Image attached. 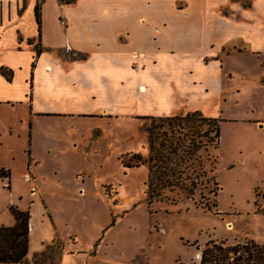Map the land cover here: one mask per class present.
<instances>
[{
    "label": "rangeland",
    "instance_id": "obj_1",
    "mask_svg": "<svg viewBox=\"0 0 264 264\" xmlns=\"http://www.w3.org/2000/svg\"><path fill=\"white\" fill-rule=\"evenodd\" d=\"M62 1L70 4L76 0ZM94 1L81 3L75 13L118 12L106 0ZM18 2L19 22L13 21L10 25L11 40H8L7 23L3 21V39L25 50L27 37L37 31L33 4L40 7L42 0L36 3L35 0H0V18L6 19L10 8L14 12ZM124 4L135 16L136 24L138 16L151 20L160 12L157 0ZM120 5L114 4L116 8ZM53 12L49 3L43 11L47 31L57 29L49 15ZM124 33L121 31L118 36L122 43L128 38ZM80 58L84 55L67 47L59 61L70 64ZM257 59L264 62V56L257 58L248 52L224 57V64L228 63L233 73V80L227 84H251L239 65ZM142 60L141 54L132 55L135 69L142 68ZM39 65L42 66V62ZM247 92H251V87ZM250 99L246 93L240 105L229 98L224 103L221 119L225 121L220 123L217 152L212 146L193 148L194 143L207 139L204 133L208 124L202 123L196 132L186 127L177 130V126L172 127L167 121L143 118L133 110L129 112L128 106L125 111L116 109L115 114L34 117L33 121L28 107L7 110L2 106V120L11 122L13 130L0 127L3 132L0 135V170L10 175V180L0 177V226L10 222L11 205L28 210L27 259L31 260L33 254L43 250L51 240L59 239L63 244L61 264H86V250L95 248L103 234L108 245L101 243L102 251L112 258L120 251L130 255L137 245H142L144 255L150 258L149 264H200L195 255L201 253L208 240L234 244L253 239L264 245V214L261 213L264 205L254 204V192L261 195V190L255 187L264 189V151L250 149L239 154L241 142L236 141L229 123L235 116L247 115ZM147 128L158 133V143L172 142L171 147L176 151L171 155L178 159L177 167L183 170L182 176L196 181L192 194L180 187L149 193ZM214 155L216 161L212 168L216 179L209 172ZM135 159L143 162L135 164ZM126 163L132 165L127 167ZM216 200L221 214L216 212ZM112 223H116L115 226ZM236 239L240 240L233 242ZM140 264H146V258L140 260Z\"/></svg>",
    "mask_w": 264,
    "mask_h": 264
},
{
    "label": "crops",
    "instance_id": "obj_2",
    "mask_svg": "<svg viewBox=\"0 0 264 264\" xmlns=\"http://www.w3.org/2000/svg\"><path fill=\"white\" fill-rule=\"evenodd\" d=\"M106 1L118 12L76 14L81 3L95 1L68 4L42 0L40 33L34 15L37 31L27 37L25 50L7 43L2 32L4 21L11 40L9 27L13 21L19 22L20 2L14 12L10 8L6 19L1 16L0 127L13 130L11 122L2 120V106L7 110L28 107L31 121L34 117L115 114L116 109L125 111L127 106L129 112L133 110L143 117L198 110L206 117L221 119L228 98L240 105L248 93L251 99L247 115L229 119L230 129L236 141L241 142L239 154L250 149L264 151V62H240L239 68L251 84L234 86L227 84L233 80V73L231 66L224 64V57L240 52L264 56V0H157L159 15L151 20L140 15L137 20L142 23L138 24L124 4L137 0ZM49 3L54 8L49 14L51 21L57 24L52 31L46 30L43 14ZM116 3L121 7L116 8ZM121 31L128 37L125 43L118 38ZM67 47L84 58L70 64L59 61ZM138 53L143 56L139 70L132 64V55ZM1 68L10 71V76L4 75ZM250 87L251 92H247ZM255 188L261 190L260 196ZM255 188L254 204L264 205V189ZM13 222L11 215L8 225ZM101 243L108 245L104 234L95 248L86 250V264H140L144 258L146 264L150 263L142 245H137L130 255L120 251L112 258L102 251Z\"/></svg>",
    "mask_w": 264,
    "mask_h": 264
},
{
    "label": "trees",
    "instance_id": "obj_3",
    "mask_svg": "<svg viewBox=\"0 0 264 264\" xmlns=\"http://www.w3.org/2000/svg\"><path fill=\"white\" fill-rule=\"evenodd\" d=\"M69 2L71 0H65ZM40 7L35 5L34 15L40 33ZM1 72L7 77L10 76V71L1 68ZM151 120L159 119L167 121L170 126H177V130L183 127L194 128L193 132L198 131L202 123L208 124V129L204 135L206 140H200L193 144V148L201 146H212L216 149L220 139V118L206 117L200 111L195 110L184 115L177 114L171 116H146ZM198 127V128H197ZM198 129V130H197ZM149 157L147 159L149 177L148 191L154 193L156 190H161L167 187H180L188 194H192L196 181L190 180L189 176H182L183 170L177 167L178 159H173L171 154H174L176 149L172 146V142L165 144L163 141L158 143L157 135L154 130L147 128ZM212 133V135H209ZM209 135V136H208ZM136 163L143 162L141 159H135ZM177 161V162H176ZM216 161L215 155L209 172L216 176L212 166ZM127 167L132 164L126 163ZM0 177L9 179V172L0 170ZM189 179L188 183L186 180ZM217 190L219 189L218 181L216 180ZM217 192L215 193V196ZM217 208V200L214 202ZM10 212L14 217L12 225L0 226V264H61L63 244L59 239L51 240L44 249L33 254L31 260L27 259L29 247V220L30 214L28 210H22L16 205L10 206ZM219 213L218 211H216ZM257 212H259L257 210ZM264 214V210L261 211ZM200 264H264V245H260L253 239H247L244 242H236L228 244L223 240H208L201 251Z\"/></svg>",
    "mask_w": 264,
    "mask_h": 264
},
{
    "label": "built area",
    "instance_id": "obj_4",
    "mask_svg": "<svg viewBox=\"0 0 264 264\" xmlns=\"http://www.w3.org/2000/svg\"><path fill=\"white\" fill-rule=\"evenodd\" d=\"M200 259H201V253H196V255H195V260H198V261H200ZM194 264H199V263H194Z\"/></svg>",
    "mask_w": 264,
    "mask_h": 264
},
{
    "label": "bare ground",
    "instance_id": "obj_5",
    "mask_svg": "<svg viewBox=\"0 0 264 264\" xmlns=\"http://www.w3.org/2000/svg\"><path fill=\"white\" fill-rule=\"evenodd\" d=\"M26 177L29 179V176L28 175Z\"/></svg>",
    "mask_w": 264,
    "mask_h": 264
}]
</instances>
